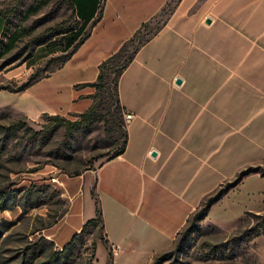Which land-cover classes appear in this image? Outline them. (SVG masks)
Returning <instances> with one entry per match:
<instances>
[{"label":"crops","instance_id":"crops-1","mask_svg":"<svg viewBox=\"0 0 264 264\" xmlns=\"http://www.w3.org/2000/svg\"><path fill=\"white\" fill-rule=\"evenodd\" d=\"M72 1L85 29L96 22L66 63L88 83L102 61L172 0ZM6 30L0 15V39ZM73 91L66 108L20 114L32 122L44 113L80 114L92 102ZM118 93L124 112L134 115L126 123L125 151L95 170L52 175L66 208L38 231L61 251L95 218L98 198L114 261L150 250L157 238L169 240L147 251L148 264L172 246L208 194L240 169L264 166V0H177L122 73Z\"/></svg>","mask_w":264,"mask_h":264},{"label":"rangeland","instance_id":"rangeland-1","mask_svg":"<svg viewBox=\"0 0 264 264\" xmlns=\"http://www.w3.org/2000/svg\"><path fill=\"white\" fill-rule=\"evenodd\" d=\"M176 1L172 0L165 12L169 13ZM0 9L7 12L10 21L9 31L0 43V125L24 121L38 132L6 135L0 129V264H53L50 247L44 245L43 252L35 247L42 237L38 230L66 208L64 199L49 180L59 172L95 170L121 147L122 131L116 128L119 115L112 97L113 82L109 80L104 120L72 133L60 127L44 136L43 125L51 127L49 118L32 122L20 114L21 110L70 106L75 98L73 86L82 82L78 81L76 66L66 62L47 79L22 92L6 89L17 88L32 76L43 74L45 68L54 67L57 59L66 54L65 50L78 41L74 31L55 34L78 27L79 21L67 0H0ZM167 16L154 18L140 37L155 32ZM93 23L89 22V28ZM14 30L18 40L7 47L6 40ZM65 37L68 40L64 41ZM37 44L42 48L37 50ZM56 47L63 52L46 58ZM49 59L53 60L47 64ZM80 92L84 93L81 97L95 102L98 92L94 88L82 87ZM73 110L80 111L78 103ZM77 115L71 112L63 116L74 121ZM257 166L240 169L203 201L235 181L247 168ZM259 167L264 171V166ZM201 204L177 233L172 246L152 255L148 264H264V173L242 176L203 216L198 214ZM168 244L166 238H157L150 250L155 245L162 248ZM147 251L142 247L134 253L125 252L117 262L113 258L112 264H144ZM111 252L104 231L96 224L77 240L66 264H111Z\"/></svg>","mask_w":264,"mask_h":264},{"label":"trees","instance_id":"trees-1","mask_svg":"<svg viewBox=\"0 0 264 264\" xmlns=\"http://www.w3.org/2000/svg\"><path fill=\"white\" fill-rule=\"evenodd\" d=\"M67 1H69L70 5H71L72 11H73L74 15L76 16V19L79 21V25H78V27H76L74 29H68L67 31L56 33L55 36H58L60 34H69V33L74 31V35L78 34V37H77L78 41L76 42V44L73 45V47L70 46L67 50H65L66 54L63 55L62 57H60L59 59H57V61H58L57 64L54 65V67H52L51 69L45 68L43 74H37L35 76H32L26 83L22 84L21 86H19L17 88H12V89H6V90H9L10 92H22V91L26 90L27 88H29L30 86H32L33 84L37 83L38 81L49 77L51 73L55 72L58 69H61L65 65V63L72 57V55L79 48V46L81 44H83L84 41L90 36L92 29L95 26L96 22H94L90 28L85 29L86 28L85 24L81 25V21L77 17L76 8H75L73 1L72 0H67ZM103 1L104 0H101L100 6L102 5ZM171 12H172V9L169 11V13L165 12V9H163L159 15H164V14L166 15L167 14L169 16ZM0 15L5 19L6 25H7V30L5 33H3L2 39H0V43H2L4 37L7 35V32L9 31L8 26L10 25V21H9V16L7 15V12H5L4 10L0 9ZM168 16H167V18H168ZM99 18H100V15L98 16V19ZM165 21L161 24V26H159V28H157L155 30V32H153L149 36L140 37L142 32L146 29L147 25L150 22L144 23L135 32V34L130 39H128L127 41H125L121 45V47L115 53H113L112 55H110L108 58H106L104 61H102L100 63V65L98 67L99 73H98L97 79L94 82L78 83V84L74 85V89L76 91H79L82 87L89 86V87L94 88L96 90V92H98L96 97L94 98L95 102H93L87 110H85L84 112L77 115L78 119L72 121V120L68 119L67 117H64L63 115H59V114L52 115L49 113H44L42 115V118L44 120H45V118H49V120L51 121V127L50 128H49V126H47L45 124L43 125L44 136L49 135L53 130L60 128V127H64L68 133H72L75 131L82 130L85 127L90 126L96 122H101L102 120H104V116H103L104 103L106 101V95L110 89L109 88V80L112 79V82H113L112 97L115 99V103L117 104L118 115H119L118 123H117L118 125L116 128H119L122 131V133H120L122 145L106 161L111 160V159L121 155L125 151L127 140H128V134H127V130H126V123L124 121V110H123V107L121 106L120 99H119V93H118L119 79H120L122 73L126 70V68L130 65V63L134 59V56L136 55L137 51L146 42H148L153 35H155V33L164 25ZM15 38L16 37H14L13 40L10 41L9 43H6L5 46L10 47V45L13 42L16 43L18 38H16V39ZM73 38L74 37H72V39ZM66 40H68L67 37L64 38V41H66ZM40 46L42 47L41 44H37V47H40ZM50 46H53V45H50ZM56 51L63 52L62 50L57 49V47L54 48V50H52L51 52H56ZM52 60L53 59H49L47 61V64H48V62H50ZM24 118L27 119L26 117H24ZM0 129L6 135H10L11 133L17 134V132H20V131H24L25 133L31 132V133H33V135L38 134L37 131H35L31 127H29L28 124H26L24 121H13L9 125H5V126L0 125ZM116 133H117V131H116V129H114V134H116ZM33 137H35V136H33ZM251 172L260 173V174L264 173L262 168L259 166L247 168L239 176H237V179L235 181H232L231 183L230 182L227 183L226 186L222 187L221 190L218 193H216L214 196L205 199L201 204L202 208L198 214L200 216H203L205 214V212L207 210H209L210 206L220 198V196L227 190V188L229 186L235 185L238 181L241 180L242 176H244L245 174L251 173ZM80 173H81L80 171H77V172H72L70 174L71 175H79ZM198 214H196V215H198ZM96 224H99L102 231H104V221H103L100 201L98 200V198H96V216H95V218L87 221L86 224L84 225L82 231L79 234H76L72 238L70 243H68L61 251L54 250L53 243L44 237H41L38 240V243L35 247L38 249L39 252H43L44 245H47L48 247L51 248L49 258L52 260L53 264H60V262H61V264H66L67 255L72 251V248L75 247L77 240H79L82 237V235L86 232V230L89 227H92L93 225H96ZM104 236H105V232H104ZM105 240H106V237H105ZM39 249H41V250H39ZM110 259H111V264H112L113 254L110 255Z\"/></svg>","mask_w":264,"mask_h":264},{"label":"built area","instance_id":"built-area-1","mask_svg":"<svg viewBox=\"0 0 264 264\" xmlns=\"http://www.w3.org/2000/svg\"><path fill=\"white\" fill-rule=\"evenodd\" d=\"M133 116L134 115L132 113H130V112H124V121H125V123L131 121ZM50 181L52 183H56L57 182V178L56 177H51Z\"/></svg>","mask_w":264,"mask_h":264},{"label":"water","instance_id":"water-1","mask_svg":"<svg viewBox=\"0 0 264 264\" xmlns=\"http://www.w3.org/2000/svg\"><path fill=\"white\" fill-rule=\"evenodd\" d=\"M178 82H180V81H178Z\"/></svg>","mask_w":264,"mask_h":264}]
</instances>
